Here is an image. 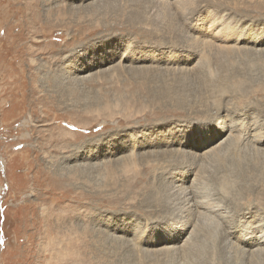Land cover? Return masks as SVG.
Listing matches in <instances>:
<instances>
[{
    "label": "rangeland",
    "instance_id": "374dc122",
    "mask_svg": "<svg viewBox=\"0 0 264 264\" xmlns=\"http://www.w3.org/2000/svg\"><path fill=\"white\" fill-rule=\"evenodd\" d=\"M174 2L0 0V264H168L169 246L154 238L180 222L168 217L174 198L164 185L179 170L172 156L143 152H166L157 134L188 137L197 127L211 142L231 118L258 119L264 131V0ZM211 18L217 29L237 30L236 50L224 53L193 33ZM229 138L217 141L221 148ZM257 147L239 148L241 165L226 154L193 168L202 199L231 217L232 241L244 213L264 228V147ZM212 216L195 219L196 249L180 262L264 264V250L223 240V219ZM72 250L84 263L60 259Z\"/></svg>",
    "mask_w": 264,
    "mask_h": 264
},
{
    "label": "bare ground",
    "instance_id": "6f19581e",
    "mask_svg": "<svg viewBox=\"0 0 264 264\" xmlns=\"http://www.w3.org/2000/svg\"><path fill=\"white\" fill-rule=\"evenodd\" d=\"M178 0H175L174 3H176ZM162 2V0H161ZM164 2V1H163ZM262 3V2H260ZM163 4V3H162ZM178 4V3H177ZM244 9V8H243ZM181 10V9H180ZM183 10V9H182ZM255 10V9H254ZM250 11V10H248ZM179 12V11H178ZM164 13V12H163ZM209 13V12H207ZM182 14V13H181ZM180 15V14H178ZM210 15V14H209ZM223 15V14H222ZM251 15V14H250ZM181 16V15H180ZM207 16V15H206ZM212 16V15H211ZM214 17L216 15H213ZM245 16V15H244ZM208 17V16H207ZM221 19L224 18L222 16H220ZM249 17V16H248ZM210 18V17H209ZM208 18V20H209ZM225 19V18H224ZM162 20V18H161ZM204 20V18H203ZM205 20H206V17H205ZM223 20V19H222ZM230 20V18H229ZM207 21V20H206ZM216 19H212L208 22V24L204 25V26H195L193 25V27H191V30L195 32H197V34L199 35H202L204 37L208 36V40H210V43L217 47V49H223L224 50V53L225 52H232L234 50H236V48H238V43L241 42L242 40L240 39V36L238 35V32L236 29H234L233 27H228L227 24L226 25H221L218 29L216 28V26L218 25H215L216 24ZM219 21V20H217ZM226 21V20H224ZM228 21V20H227ZM229 22V21H228ZM230 23V22H229ZM194 24V22H193ZM219 24V23H217ZM233 26H235L233 24ZM196 34V33H195ZM241 34V33H240ZM201 36V37H202ZM254 36V35H253ZM196 37V36H195ZM200 37V38H201ZM231 38V41H233V45H226L222 43V45H219L221 44L222 41H226L228 40L229 38ZM197 38V37H196ZM202 39V38H201ZM204 39V38H203ZM253 39V38H252ZM196 40V39H195ZM202 41V40H201ZM208 42V41H207ZM224 43H227V42H224ZM247 43V42H246ZM253 43V42H252ZM255 44L259 43L257 40H255L254 42ZM206 44V43H205ZM210 44V45H211ZM229 44V43H228ZM211 45V46H212ZM240 50V49H239ZM170 51V50H169ZM217 51V50H216ZM219 51V50H218ZM218 53V52H217ZM216 53V54H217ZM176 57H178V54H175ZM221 55V54H220ZM174 56V55H173ZM165 58H168L169 56L168 55H164ZM217 57V56H216ZM121 58V57H120ZM125 58V57H124ZM171 58V57H169ZM186 58V57H185ZM183 59V61H186V59ZM236 58V57H235ZM136 59V57H135ZM116 60V59H115ZM170 60V59H169ZM173 60V59H172ZM138 61V60H137ZM165 61V60H164ZM167 61V60H166ZM205 61V60H204ZM203 63H206L204 62ZM173 62V61H172ZM222 62V61H221ZM225 62V61H224ZM224 66H225V63L226 62H229L226 60V62L224 63ZM156 63V62H155ZM162 63V62H161ZM186 63V62H185ZM209 63V62H207ZM219 64V63H218ZM229 64V63H228ZM226 64V65H228ZM181 65V64H180ZM190 65V64H189ZM204 67H205V64H203ZM222 65V64H221ZM186 66V65H185ZM224 66L222 68H224ZM176 67V66H175ZM203 67V68H204ZM221 67V66H220ZM183 68V67H182ZM206 68V67H205ZM208 68V67H207ZM226 69V68H224ZM206 70V69H205ZM210 71V69H207ZM220 70H222L220 68ZM207 73V72H206ZM210 75V74H209ZM221 75V74H220ZM236 75V74H235ZM211 76V75H210ZM222 76V75H221ZM207 77V75L205 76ZM209 77V76H208ZM219 78H222L219 76ZM234 79V78H233ZM209 80V79H208ZM223 80V78H222ZM220 79V81H222ZM232 80V79H231ZM211 81V80H210ZM225 81H227L225 79ZM234 81V80H233ZM214 82V81H213ZM223 82V81H222ZM216 83H217V80H216ZM223 84H225V82H223ZM219 85V84H218ZM226 85V84H225ZM179 86V85H177ZM207 86V85H206ZM214 86V85H213ZM224 86V85H223ZM218 87V86H217ZM220 87V85H219ZM225 87V86H224ZM228 88V86H226ZM221 88V87H220ZM226 89V88H225ZM230 89V88H229ZM259 89V88H258ZM175 91V90H174ZM180 91V90H178ZM264 91V90H263ZM261 91V92H263ZM177 92V90H176ZM182 92V91H181ZM184 92H185V89H184ZM219 93V92H218ZM233 93V92H232ZM216 94V93H215ZM185 95V94H184ZM218 95V94H217ZM166 97V96H165ZM169 97V95H168ZM181 97V96H180ZM164 98V97H162ZM160 99V98H159ZM211 99V98H210ZM151 100V99H150ZM161 100V99H160ZM239 100V99H238ZM237 100V101H238ZM179 101V100H178ZM184 101V100H183ZM203 101V100H201ZM209 101V100H208ZM207 101V103H208ZM234 101V100H233ZM236 101V102H237ZM149 102V101H148ZM205 102V101H204ZM204 102H202L204 104ZM201 103V102H200ZM233 103V102H232ZM235 103V101H234ZM239 103V102H238ZM205 105V104H204ZM226 105V104H225ZM230 105V104H229ZM228 105V106H229ZM234 105V104H232ZM264 107V106H263ZM212 108V107H211ZM229 108V107H228ZM262 108V107H261ZM162 109V108H160ZM208 109V106L206 108V110ZM213 110V109H212ZM229 110V109H228ZM259 112H260V109H258ZM161 110H159V113H160ZM210 111V110H209ZM245 111V110H244ZM243 111V113H245ZM264 111V109H263ZM158 112V111H157ZM168 112V110H167ZM251 112V111H250ZM255 112V111H254ZM259 112L257 111L258 115H259ZM262 112V111H261ZM229 113V112H228ZM232 113V112H231ZM241 113V112H240ZM227 114V113H226ZM235 114V113H234ZM238 114V112H237ZM253 114V113H252ZM251 114V115H252ZM263 114V113H261ZM228 115V114H227ZM236 115V114H235ZM254 115V114H253ZM147 116V114L145 115ZM223 116V115H222ZM150 117V116H149ZM219 117V116H218ZM228 117V116H227ZM231 117V116H229ZM228 117V118H229ZM238 117V116H237ZM250 117V116H249ZM253 117V116H252ZM260 117V115H259ZM264 117V116H263ZM225 118V117H224ZM234 118V117H233ZM244 118V117H243ZM243 118H235V119H227V124L226 125H221L220 126V130L218 132L215 131L214 133V139L210 142L208 140H205L204 139V134L206 132H204L205 130H202V129H192L189 131V135L188 138L186 135H182L181 133H171L172 135H169L167 133H161V134H157L158 136V141L154 142L156 145L158 144L159 146L162 144L165 146V149H163V151H166V152H163V154H161L160 152H149V151H146V152H143V154H150V156H154V158L152 159H155V157H157L158 155H155V154H160L159 156H163L162 159L165 160V156H168L173 158V162L170 161L171 163V166L175 167L177 170H179L178 173L176 172H172L171 173V180H166L164 182V185L170 189L171 191L169 192L170 195L173 196V202H171L167 207V211H169V216L168 217H178V221L180 222H177L176 225H173L170 229L166 230V231H159L158 235L156 233L155 235V238H154V241L155 243L159 244L160 246L164 247V249H169L168 251L165 250L163 253H166L168 254V259L169 260V263L168 264H183V262H180V260L182 259V257L184 256V254L188 251V250H193L192 248L195 246V240L197 238V233L195 231V219L196 218H211L212 215H219L220 218L222 217L223 219V240L224 239H228L229 242L228 243H231V244H235L237 246H241V248L246 251L247 248H252L254 246H258L257 249H259L260 251H263L264 250V228H262L261 226L262 225H258V223L255 225H251L249 222L251 221H246V219H248L250 216L247 214L248 213H244L242 218L243 220L241 221H238V223H240L242 225V227L238 228V233L237 234H234L233 235V238L234 240L232 241L231 239V235H230V232H228L229 230V216H226L227 214L224 213V212H221L220 211V208L218 206H216L215 204H213L214 202L213 201H210L209 199H202V196H201V193L199 191V186L197 185V182L195 181V177H196V173L195 171L193 170L195 164H201L203 162H207L208 160H211L212 158L214 157H218L221 156L223 159L225 157L226 154H228V161L231 159H233L236 164H239L241 165L242 163V160L236 156V152H239V148H246L247 146H250V147H257L259 149V147H264V131H262L263 135H261L262 133L259 131L260 128H257L255 126V122L258 120L257 119L255 122L253 120L252 123L250 122H247L246 119H243ZM247 118V117H246ZM145 119V118H144ZM159 119V118H158ZM250 119V118H249ZM261 119V118H260ZM129 120V119H128ZM148 120V119H147ZM217 120V119H216ZM249 121V120H248ZM251 121V119H250ZM161 122V121H160ZM178 122V121H177ZM259 123V122H258ZM257 125V124H256ZM262 128H264V125L262 124ZM61 128V126H60ZM168 128V127H167ZM259 129V130H258ZM162 130V129H161ZM264 130V129H263ZM61 132V131H60ZM160 132H164V131H160ZM235 132V133H234ZM227 133V136H231V138H229V141L228 143L226 144V146L222 147L220 146L222 140L220 142H217L219 139H221L222 136H224L225 134ZM232 134V135H231ZM65 135V134H64ZM154 135V134H153ZM22 136H26V133L23 134ZM224 138V137H223ZM65 139V138H64ZM68 139V138H67ZM189 139V140H188ZM225 139V138H224ZM151 140V139H150ZM150 144H153L151 142L148 143L149 146L147 147H154V145H150ZM187 145H191V150H187L184 148V146H187ZM223 145V144H222ZM135 146V145H133ZM172 146L175 148L177 147V149H172ZM220 146V149H218ZM64 147V146H63ZM163 147V146H162ZM160 148V147H159ZM256 148V149H257ZM247 150V149H246ZM16 151V150H15ZM254 151V150H253ZM18 153V151H17ZM16 153V154H17ZM135 153V152H134ZM154 153V154H153ZM247 153V152H246ZM254 153V152H253ZM22 154V153H21ZM142 154V153H141ZM142 154V155H143ZM243 154V153H242ZM245 154V153H244ZM250 153H248L249 155ZM148 156V159L149 157ZM239 156V155H238ZM23 157V156H22ZM128 157V156H127ZM127 157L125 158L127 160ZM174 157H176V160L174 161ZM241 157V156H240ZM167 158V159H168ZM184 158L185 160L187 161H184ZM133 158H129V160H132ZM141 159V158H139ZM160 159V158H158ZM220 158V160H223ZM150 160V159H149ZM247 160V159H246ZM138 161V159H137ZM143 161V160H142ZM153 161V160H152ZM225 161V160H223ZM133 162V161H132ZM164 162V161H163ZM169 162V161H168ZM226 162V161H225ZM145 163V162H144ZM186 163H189V164H186ZM210 163V161H209ZM227 163V162H226ZM230 163V162H229ZM139 164V162H138ZM169 164V163H168ZM225 164V163H224ZM184 166V168H183ZM227 166V164H226ZM189 169L188 170L190 172L189 176H186V174H181L182 171L186 168V169ZM221 168V166H220ZM167 169V168H166ZM237 169V168H236ZM223 170V169H222ZM227 173V171H225ZM225 172H223L224 174H226ZM231 172V171H230ZM204 173V172H203ZM213 173V172H212ZM217 173V172H215ZM243 173V172H242ZM206 174V172L204 173V175ZM214 174V173H213ZM221 174V177H224L222 176L223 174ZM238 174V173H237ZM210 175V174H209ZM214 176V175H212ZM216 176H218L216 174ZM237 177V175H235ZM247 176V175H246ZM206 177V176H205ZM208 177V176H207ZM215 177V176H214ZM227 177H229V175L227 174ZM226 175H225V178H227ZM232 177V176H231ZM217 178V177H216ZM249 178V177H248ZM214 179V178H213ZM220 180V179H219ZM216 181L214 183H217L219 182ZM238 180H239V177H238ZM246 180V179H245ZM244 180V181H245ZM209 180H207L208 182ZM225 181V184H226V180ZM231 181V179H230ZM241 181V180H240ZM242 181V182H244ZM249 181V180H248ZM162 182V181H161ZM159 182V184L161 183ZM213 182V180L211 181ZM222 182V181H220ZM228 182V180H227ZM236 182V181H235ZM234 182V183H235ZM224 183V182H223ZM247 183V182H245ZM244 183V184H245ZM221 184V183H220ZM230 184V183H228ZM227 184V185H228ZM241 185H243L242 183H240ZM252 184V183H251ZM264 184V183H263ZM262 184V185H263ZM162 185V184H161ZM163 185V186H164ZM222 185V184H221ZM240 185V186H241ZM261 185V184H260ZM162 186V187H163ZM164 186V187H165ZM211 186H212V183H211ZM229 186V185H228ZM248 185L245 184V188L247 187ZM165 187V188H166ZM206 187V186H205ZM242 187V186H241ZM249 187V186H248ZM263 187V186H262ZM220 189V187H218ZM252 187L250 186L249 189H251ZM258 188V187H257ZM166 189V190H168ZM223 189V188H222ZM254 189V187H253ZM261 189V188H260ZM216 190V189H215ZM255 190V189H254ZM210 191V190H209ZM217 191V190H216ZM215 191V192H216ZM258 191L255 190V192ZM206 192V191H205ZM219 192H221V190H219ZM226 192V191H225ZM208 193V192H207ZM237 193V192H236ZM242 193V192H241ZM254 193V192H253ZM252 193V194H253ZM115 194H119V193H115ZM219 194V193H218ZM229 194V193H228ZM262 194V193H261ZM231 195V194H230ZM239 195V194H238ZM242 196V195H241ZM255 196V195H254ZM120 196H115L113 198H116L115 200H118ZM260 197V196H258ZM219 199V198H218ZM91 200V199H90ZM262 200V199H261ZM149 202V201H148ZM146 202L145 205L143 206L142 202L140 204V202L138 203V205H142L144 208H146V204L148 203ZM248 202V201H247ZM260 202V201H259ZM263 202V201H262ZM114 203V202H113ZM152 203V202H150ZM250 203V202H249ZM115 204V203H114ZM153 204V203H152ZM168 204V203H167ZM134 205V204H133ZM251 205V204H250ZM148 206V205H147ZM262 206V205H261ZM254 207V206H252ZM139 208H142V207H139ZM222 209V208H221ZM260 209V208H259ZM249 210V209H248ZM227 212V211H226ZM248 212V211H247ZM263 212V211H262ZM260 213V211H259ZM164 214V213H163ZM258 214V213H257ZM261 214V213H260ZM166 215V213H165ZM230 215V214H229ZM167 216V215H166ZM213 217V216H212ZM229 217V218H228ZM233 217V216H232ZM239 217V216H238ZM255 220V218H253ZM253 220V221H254ZM238 225V224H237ZM236 225V226H237ZM261 227V229H260ZM217 229V228H216ZM233 229V228H232ZM92 231V230H90ZM218 231V230H217ZM234 231V230H233ZM84 232V231H83ZM97 232V234L94 233L95 237L96 235H98V231H95ZM100 232V231H99ZM102 232V231H101ZM117 232V231H116ZM115 233V232H114ZM79 234V233H78ZM103 234V232H102ZM114 236H116L114 234ZM133 236V235H132ZM88 238V241L89 243L92 242V236H87ZM94 239H98L95 238ZM101 237V236H100ZM106 237V236H105ZM112 237V236H111ZM110 237V239H111ZM141 236L139 235H134L133 238H136L137 240L140 238ZM79 238V237H78ZM115 238V237H114ZM113 238V239H114ZM93 239V240H94ZM112 239V241H113ZM144 238H141L139 239L140 240V244L141 243H144L143 241ZM116 240V239H115ZM118 240V239H117ZM201 240V239H200ZM222 240V239H221ZM88 241H87V244H88ZM95 241V240H94ZM202 241V240H201ZM74 242V241H73ZM72 242V243H73ZM77 242V241H76ZM79 242V241H78ZM98 242V241H97ZM100 242H102L100 240ZM132 242V241H130ZM139 241H137L138 243ZM163 242H166L167 244L166 245H163L161 243ZM93 243V242H92ZM103 243V242H102ZM101 243V244H102ZM153 243V242H152ZM77 244V243H76ZM133 244V243H132ZM135 244V242H134ZM139 244V243H138ZM147 244V243H146ZM91 245V244H90ZM93 245V244H92ZM97 245V243L95 244ZM104 246V244H102ZM102 245H100L99 243V246L100 247H103ZM149 245V244H148ZM200 245V244H199ZM110 246V245H109ZM169 246V248H168ZM92 247V246H90ZM97 247V246H96ZM98 248V247H97ZM200 248V247H199ZM204 248V247H203ZM201 248V249H203ZM92 249V248H91ZM156 249V248H155ZM195 249H196V246H195ZM200 249V250H201ZM254 249V248H253ZM69 250V249H68ZM96 250V249H95ZM94 250V251H95ZM154 250V249H153ZM209 250V249H208ZM85 251V250H84ZM156 250H154L155 252ZM160 251V250H159ZM199 251V250H198ZM202 251V250H201ZM98 252V250L96 251ZM101 252V251H100ZM170 252V253H169ZM206 252H209V251H206ZM254 252V250L250 251V253ZM218 253V252H217ZM93 254V252H92ZM91 254V255H92ZM199 254V253H198ZM209 254V253H208ZM210 254H211V250H210ZM248 254V253H247ZM90 255V257H91ZM98 255V254H96ZM100 255V254H99ZM102 255V254H101ZM219 255V254H218ZM218 255H215L214 256H218ZM60 256V255H58ZM69 256H71L72 258H74L75 260H77L78 262L80 263H84V258L83 256L78 253L77 251H74L72 250L70 253H68V257H60V259H62V261H66L69 262L68 258ZM89 256V255H88ZM206 256V259L207 257H211V256ZM194 257V256H193ZM204 257V256H203ZM76 258H79V259H76ZM94 258V256H93ZM99 258H102L101 256ZM176 258V260H175ZM59 259V260H60ZM87 259V258H86ZM85 259V260H86ZM92 259V258H91ZM90 259V260H91ZM98 259V257H97ZM179 259V260H177ZM190 259V257H189ZM195 259V258H194ZM205 259V260H206ZM209 259V258H208ZM207 259V260H208ZM215 259V258H214ZM213 259V260H214ZM88 260V259H87ZM192 260V259H191ZM100 261V259L98 260ZM164 261V260H163ZM162 261V262H163ZM166 261H168L166 259ZM165 261V262H166ZM210 261V259H209ZM65 263V262H64ZM70 263V262H69ZM211 263V262H210ZM156 264H159V262H157ZM167 264V262L165 263ZM206 264V262H205ZM209 264V263H208ZM212 264V263H211Z\"/></svg>",
    "mask_w": 264,
    "mask_h": 264
}]
</instances>
